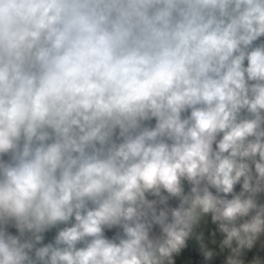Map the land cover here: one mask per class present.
I'll list each match as a JSON object with an SVG mask.
<instances>
[{"label": "clouds", "instance_id": "obj_1", "mask_svg": "<svg viewBox=\"0 0 264 264\" xmlns=\"http://www.w3.org/2000/svg\"><path fill=\"white\" fill-rule=\"evenodd\" d=\"M0 264H264V0H0Z\"/></svg>", "mask_w": 264, "mask_h": 264}]
</instances>
